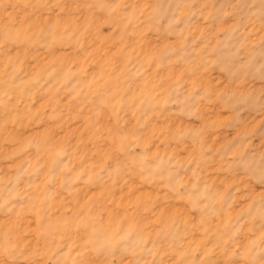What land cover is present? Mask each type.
<instances>
[{
    "label": "rangeland",
    "instance_id": "1",
    "mask_svg": "<svg viewBox=\"0 0 264 264\" xmlns=\"http://www.w3.org/2000/svg\"><path fill=\"white\" fill-rule=\"evenodd\" d=\"M0 264H264V0H0Z\"/></svg>",
    "mask_w": 264,
    "mask_h": 264
}]
</instances>
